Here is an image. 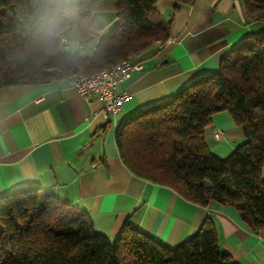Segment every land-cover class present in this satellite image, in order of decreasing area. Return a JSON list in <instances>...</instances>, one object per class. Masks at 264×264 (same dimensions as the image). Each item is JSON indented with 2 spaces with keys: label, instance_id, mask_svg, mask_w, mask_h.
Wrapping results in <instances>:
<instances>
[{
  "label": "trees",
  "instance_id": "obj_1",
  "mask_svg": "<svg viewBox=\"0 0 264 264\" xmlns=\"http://www.w3.org/2000/svg\"><path fill=\"white\" fill-rule=\"evenodd\" d=\"M156 1L0 0V87L92 73L164 44L172 16L165 19ZM239 3L255 26L221 58L217 71L124 118L114 140L133 175L201 206L231 204L258 231L264 228V30L256 23L264 22V0ZM96 11L114 13L107 29L92 20ZM63 36L85 44L98 40L84 56L80 48L64 49ZM219 111L230 114L244 138L223 158L205 140L211 116ZM0 264L240 263L219 248L209 219L172 248L129 223L111 240L95 231L87 212L37 185H23L0 196Z\"/></svg>",
  "mask_w": 264,
  "mask_h": 264
},
{
  "label": "crops",
  "instance_id": "obj_2",
  "mask_svg": "<svg viewBox=\"0 0 264 264\" xmlns=\"http://www.w3.org/2000/svg\"><path fill=\"white\" fill-rule=\"evenodd\" d=\"M154 7L165 19L172 16L170 37L131 58L144 68L118 82L116 90L129 94L118 113L104 116L99 96L85 100L68 76L0 87V196L37 185L87 212L95 231L111 240L129 223L170 248L209 219L221 250L240 264H264V228H250L235 206L187 201L168 186L133 175L120 159L114 140L119 122L217 71L221 58L255 26L239 0H157ZM109 16L105 26L115 19ZM214 129L223 131L220 138L213 137ZM205 140L223 158L244 138L230 114L219 111Z\"/></svg>",
  "mask_w": 264,
  "mask_h": 264
},
{
  "label": "built area",
  "instance_id": "obj_3",
  "mask_svg": "<svg viewBox=\"0 0 264 264\" xmlns=\"http://www.w3.org/2000/svg\"><path fill=\"white\" fill-rule=\"evenodd\" d=\"M60 43L64 49H69L71 45L82 48L85 43L77 39H69L66 36L60 38ZM144 68L142 61L132 59H121L110 66H105L92 73H73L67 75L73 88L85 99L89 100L92 94H97L102 102L101 113L104 116H111L120 111L122 103L129 94L125 91H117L118 82L127 79L135 71ZM223 131L213 130V137L218 139Z\"/></svg>",
  "mask_w": 264,
  "mask_h": 264
},
{
  "label": "rangeland",
  "instance_id": "obj_4",
  "mask_svg": "<svg viewBox=\"0 0 264 264\" xmlns=\"http://www.w3.org/2000/svg\"><path fill=\"white\" fill-rule=\"evenodd\" d=\"M113 12L110 11H96L92 14L91 18L92 20H94V22L102 24L103 26H105L106 22L109 19V15H113ZM257 26L260 27V30H264V22H257L256 23ZM109 25L105 26V29H107ZM73 35V33L71 34V36ZM69 39H74L73 37H68ZM97 38L91 39L89 41H87V43L79 49L80 53L84 56H90L93 52V48L97 43ZM77 47L74 45L70 46V50L71 51H75ZM131 59V58H129ZM77 73H82V72H77Z\"/></svg>",
  "mask_w": 264,
  "mask_h": 264
}]
</instances>
